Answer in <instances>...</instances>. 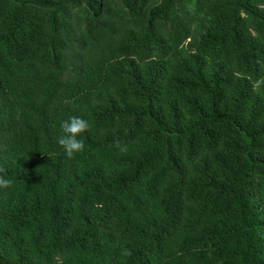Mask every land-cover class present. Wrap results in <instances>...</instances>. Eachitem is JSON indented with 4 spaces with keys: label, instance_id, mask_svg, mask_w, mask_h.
Segmentation results:
<instances>
[{
    "label": "trees",
    "instance_id": "1",
    "mask_svg": "<svg viewBox=\"0 0 264 264\" xmlns=\"http://www.w3.org/2000/svg\"><path fill=\"white\" fill-rule=\"evenodd\" d=\"M0 176V264H264V0H0Z\"/></svg>",
    "mask_w": 264,
    "mask_h": 264
},
{
    "label": "clouds",
    "instance_id": "2",
    "mask_svg": "<svg viewBox=\"0 0 264 264\" xmlns=\"http://www.w3.org/2000/svg\"><path fill=\"white\" fill-rule=\"evenodd\" d=\"M62 137L58 143L63 147L67 155L72 156L83 150L84 143L82 136L89 128V122L79 116H69L60 125ZM12 181L0 176V188L9 187Z\"/></svg>",
    "mask_w": 264,
    "mask_h": 264
}]
</instances>
